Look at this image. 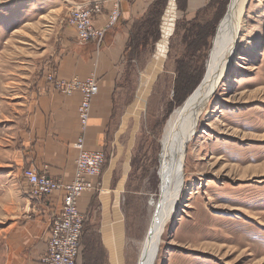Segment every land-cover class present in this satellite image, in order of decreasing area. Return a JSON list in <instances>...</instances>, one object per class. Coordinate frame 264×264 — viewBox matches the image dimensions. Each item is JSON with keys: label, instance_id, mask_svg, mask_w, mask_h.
I'll return each mask as SVG.
<instances>
[{"label": "rangeland", "instance_id": "374dc122", "mask_svg": "<svg viewBox=\"0 0 264 264\" xmlns=\"http://www.w3.org/2000/svg\"><path fill=\"white\" fill-rule=\"evenodd\" d=\"M69 1L0 0V243L19 222L33 219L38 200L23 177L27 167L1 143L16 118L13 96L29 94L41 78L50 81L68 40ZM177 1L162 61L156 48L168 8L161 22L159 9L152 11L139 40L144 45L130 54L145 67L125 69L121 109L110 122L108 152L102 151L103 165L116 154L118 167L126 169L123 264H138L160 196L165 124L203 80L230 2L204 0L193 15L188 6L181 12L183 0ZM239 31L230 66L178 154L181 193L154 264H264V0H244Z\"/></svg>", "mask_w": 264, "mask_h": 264}, {"label": "crops", "instance_id": "0c3cea01", "mask_svg": "<svg viewBox=\"0 0 264 264\" xmlns=\"http://www.w3.org/2000/svg\"><path fill=\"white\" fill-rule=\"evenodd\" d=\"M80 0H70L73 4ZM115 0H103L102 11L95 19L103 27ZM176 9L179 2L174 0ZM170 4L169 0H119L120 15L115 25L107 29L102 42L78 43L73 28L64 29V51L58 57L52 75L61 80L93 76L98 92L90 103V113L84 131V147L90 151L108 152L107 136L110 122L121 109L123 75L129 65L139 66L138 58L130 54L144 45L140 40L148 30L152 11L159 9V21ZM193 15L203 7L204 0H183ZM188 6V7H187ZM157 31L161 33L160 24ZM16 118L9 136L1 140L3 149L14 153L18 164L32 168L62 182L73 178L77 150L73 144L81 133L77 108L82 94L66 95L55 89L52 81L39 79L24 96H13ZM122 112H120V116ZM112 155V153H110ZM116 156V154H114ZM112 157L102 165L94 179L99 190L86 191L77 206L84 216L81 236L80 264H123L128 242L126 216L123 211V181L126 169ZM116 181L114 182V177ZM62 193L56 191L37 197L33 219L19 222L7 232L0 243V264H44L52 219L59 213Z\"/></svg>", "mask_w": 264, "mask_h": 264}, {"label": "built area", "instance_id": "2783aa9c", "mask_svg": "<svg viewBox=\"0 0 264 264\" xmlns=\"http://www.w3.org/2000/svg\"><path fill=\"white\" fill-rule=\"evenodd\" d=\"M103 0H81L71 4L67 14L66 25L73 28L78 43L102 42L107 29L117 22L120 9L119 0H115L103 27L95 26L96 17L101 14ZM55 89L63 94L79 91L82 100L78 106V119L81 133L73 146L77 150L73 178L62 182L32 168H26L22 174L37 197H46L59 191L62 193L59 213L52 219L46 253L42 258L44 264H78L80 240L83 232L84 216L79 211L77 202L80 195L96 187L94 179L100 174L104 155L102 151H90L84 147V131L87 126L90 103L98 92L97 80L89 76L84 80L72 78L61 80L52 73L48 76Z\"/></svg>", "mask_w": 264, "mask_h": 264}, {"label": "bare ground", "instance_id": "6f19581e", "mask_svg": "<svg viewBox=\"0 0 264 264\" xmlns=\"http://www.w3.org/2000/svg\"><path fill=\"white\" fill-rule=\"evenodd\" d=\"M167 14L163 19L162 36L157 43V56L160 63L164 57L167 40L172 31V20L174 17L175 3L169 0ZM244 0H230L227 6L224 18L219 24V29L213 40V47L207 62L206 73L198 87L191 93L186 101L169 116L162 135V159L160 178L165 188L161 193V201H156V207L159 210L153 214L148 225L146 236L143 239V245L140 250L138 264H154L157 246L160 242V235L166 222L171 218L175 211V203L179 197L180 183L178 178L180 172L176 171L177 158L183 146L192 138L197 127L198 117L205 110L213 86L223 78L227 72L235 47L238 44L239 28L242 19V6ZM155 52V53H156ZM248 168L241 169V175L247 174ZM178 175V176H177ZM66 183V182H65ZM153 205V204H152Z\"/></svg>", "mask_w": 264, "mask_h": 264}, {"label": "water", "instance_id": "95a60500", "mask_svg": "<svg viewBox=\"0 0 264 264\" xmlns=\"http://www.w3.org/2000/svg\"><path fill=\"white\" fill-rule=\"evenodd\" d=\"M160 180H161V178H160ZM166 186H168V184L167 185H164V183L162 182V180H161V185H160V196H159V199H158V202H160L161 200V193H163L164 192V190H165V188H167ZM158 207H156V209L154 210V215L156 214V216H157V213H158V209H157ZM158 248V247H157ZM157 251V250H156ZM142 257H144V254H142V256H141V258L140 259H142Z\"/></svg>", "mask_w": 264, "mask_h": 264}, {"label": "trees", "instance_id": "16d2710c", "mask_svg": "<svg viewBox=\"0 0 264 264\" xmlns=\"http://www.w3.org/2000/svg\"><path fill=\"white\" fill-rule=\"evenodd\" d=\"M80 250H81V248H80Z\"/></svg>", "mask_w": 264, "mask_h": 264}]
</instances>
